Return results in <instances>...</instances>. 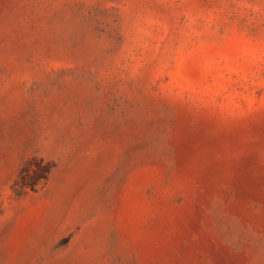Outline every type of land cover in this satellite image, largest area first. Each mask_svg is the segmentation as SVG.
Masks as SVG:
<instances>
[{"label": "rangeland", "instance_id": "rangeland-1", "mask_svg": "<svg viewBox=\"0 0 264 264\" xmlns=\"http://www.w3.org/2000/svg\"><path fill=\"white\" fill-rule=\"evenodd\" d=\"M0 264H264V0H0Z\"/></svg>", "mask_w": 264, "mask_h": 264}]
</instances>
